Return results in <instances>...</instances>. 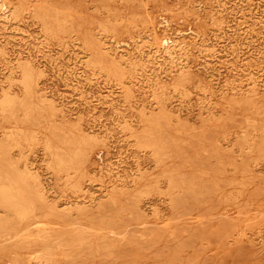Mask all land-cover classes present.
Here are the masks:
<instances>
[{"label":"bare ground","instance_id":"obj_1","mask_svg":"<svg viewBox=\"0 0 264 264\" xmlns=\"http://www.w3.org/2000/svg\"><path fill=\"white\" fill-rule=\"evenodd\" d=\"M117 1L133 0L100 4ZM78 4L0 0V264H86L85 249L97 263L131 220L167 226L143 200L168 198L179 219L174 197L205 178L242 233L264 226V0H142V45ZM18 22L11 45L2 25ZM125 142L135 158L113 165Z\"/></svg>","mask_w":264,"mask_h":264},{"label":"rangeland","instance_id":"obj_2","mask_svg":"<svg viewBox=\"0 0 264 264\" xmlns=\"http://www.w3.org/2000/svg\"><path fill=\"white\" fill-rule=\"evenodd\" d=\"M69 1H72V5H77L78 2H81V0ZM82 5L87 7L95 18L98 15L103 21H107L108 15L112 16V23H117L121 28L120 34H122L123 40L137 37L138 44L141 43L142 45V15L139 14V11L142 10V0H133L126 4L122 1H117L109 11L106 10V7L101 6L100 0H82ZM136 13L139 16H134ZM20 23L2 25V28L6 30L8 39L12 42L11 45L22 42L16 31L22 26V23ZM90 26L97 28L98 22L92 20ZM30 29L32 30L33 28ZM49 41L51 45L56 44L52 38ZM263 42L264 40L262 41L264 45ZM9 47L12 48L11 46ZM14 49L20 50L19 47ZM48 50H51L47 53L51 58L58 59L62 55L61 49L56 46L50 47ZM67 61L65 62L67 63ZM54 67L66 68L67 65L57 61L54 63ZM48 71L49 81L46 85L49 90L61 95V98L64 101L66 100L65 103L72 101L73 95L61 82L58 74L54 73L52 67ZM102 88L105 89V87ZM100 91L103 94L106 93V90L101 89ZM89 97L91 98V96ZM89 97L87 98L88 103L91 101ZM87 108L84 107L83 109ZM100 110L99 107L98 111L95 112L97 116L101 114ZM107 112L108 110L103 114L108 117L109 113ZM118 136L121 139L123 134L120 133ZM235 137L236 135L231 136V142L236 139ZM123 138L125 139V137ZM125 144L127 143L125 142L122 145L113 144V153L110 158L113 165L119 160L120 154L125 158L127 156L135 158L134 148ZM114 147L116 148L114 149ZM201 154L203 155V153ZM236 156L238 157L239 154ZM211 161L205 162L216 164L215 158ZM40 164H43V162ZM253 167L256 169L258 176L256 185L260 187L261 181L264 182V163L254 164ZM125 171L123 169L122 173ZM194 181L199 182L197 179H194ZM127 185L130 190L135 187L133 183ZM164 186L165 184H162V187ZM222 188L224 189L225 186ZM194 189L196 191L194 194L181 192L174 197L176 201L180 202L178 208L181 217L179 219L173 213L174 210L173 207L171 208V202L168 198L159 199L160 197L153 196L143 200L142 208L145 214L151 217L155 209H159L160 217L164 221L163 225L167 226L165 228H158L153 225L141 226L137 220H131L127 240H123L122 236L117 235L118 237H113V244L109 242L106 245L105 249H108L112 255L102 257V260L93 263L89 260L93 256L91 250L85 249L86 252L89 251V254L85 257L87 259L86 264H264V226L242 233L237 227L238 225L233 223L229 213H221L225 209H222L220 204L219 191L212 187L210 181L205 178L202 184H195ZM250 201L253 202V199L251 198ZM255 203H260V201H255ZM176 240H178L177 247L175 244Z\"/></svg>","mask_w":264,"mask_h":264}]
</instances>
